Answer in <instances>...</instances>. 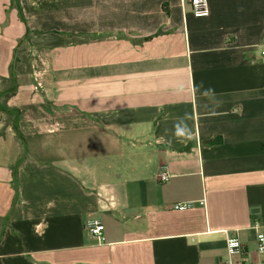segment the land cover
<instances>
[{"label":"crops","instance_id":"obj_1","mask_svg":"<svg viewBox=\"0 0 264 264\" xmlns=\"http://www.w3.org/2000/svg\"><path fill=\"white\" fill-rule=\"evenodd\" d=\"M208 1L0 0V93L28 28L42 55L0 109L1 264H222L229 238L257 259L264 0Z\"/></svg>","mask_w":264,"mask_h":264},{"label":"built area","instance_id":"obj_2","mask_svg":"<svg viewBox=\"0 0 264 264\" xmlns=\"http://www.w3.org/2000/svg\"><path fill=\"white\" fill-rule=\"evenodd\" d=\"M188 2L193 15L196 18H205L209 16V1L208 0H185ZM262 55L264 56V45L262 46ZM159 180L166 183L170 180L168 172L162 170L159 173ZM192 202L179 203L172 206V210L182 211L192 208ZM86 230L90 237L102 244L105 241L104 237V224L98 219H91L86 223ZM254 228L257 230L256 235V255L257 259L249 260L248 252L245 246L239 239H227V252L228 256L222 264H264V231L258 222L255 223Z\"/></svg>","mask_w":264,"mask_h":264},{"label":"trees","instance_id":"obj_3","mask_svg":"<svg viewBox=\"0 0 264 264\" xmlns=\"http://www.w3.org/2000/svg\"><path fill=\"white\" fill-rule=\"evenodd\" d=\"M17 7H18L20 18L24 22H26V20L24 19L21 7L19 5ZM31 33L32 32L28 28L24 39L19 42L18 48L15 51L13 63L11 65L12 74L8 79L5 80L4 90L0 93V100L3 98V101L2 102L0 101V109L4 110V111H8V112H10V111L15 112L16 116H20V111L16 110V109L9 110L6 108L5 104H6V101L8 99H10L12 96H14L18 91V88H19L18 76L21 74H26L32 70L31 64L27 66L26 70L24 68L25 65H27V62L29 59L27 56L24 55L25 49H23L24 45H27L28 47L31 46L30 45V34ZM37 33H40V32H37ZM14 129H15L16 134L19 137V139L23 142L24 139H23V136L18 129V126L14 125ZM23 158H24V156H21L19 158V161L17 162V164L15 165V167L13 169V174H14L13 187L15 190L13 207H15V205L17 204V202L19 200V188H20L19 185L20 184H19V177H18V167H19L21 161L23 160ZM4 234H5V226L3 225L1 227V231H0V242L2 241V239L4 237ZM0 264H1V262H0Z\"/></svg>","mask_w":264,"mask_h":264},{"label":"rangeland","instance_id":"obj_4","mask_svg":"<svg viewBox=\"0 0 264 264\" xmlns=\"http://www.w3.org/2000/svg\"><path fill=\"white\" fill-rule=\"evenodd\" d=\"M23 49H25V53H24V55L25 56H27L28 57V62H27V65H25V70L27 69V66L28 65H32L33 64V62L35 63L34 65L35 66H38V65H40L41 64V62H40V60L41 59H39V57H37L38 55H41V54H39L38 52H37V50H35L34 48H32V47H28L27 45H24V47H23ZM34 51H36L37 53H34ZM32 53L34 54V55H32ZM35 54H36V56H35ZM21 55V54H20ZM22 56V55H21ZM42 56V55H41ZM36 60V61H35ZM37 62V63H36ZM32 70H33V68H32Z\"/></svg>","mask_w":264,"mask_h":264}]
</instances>
